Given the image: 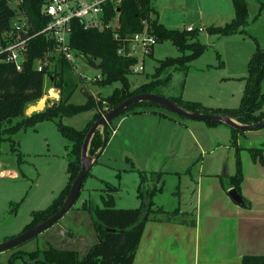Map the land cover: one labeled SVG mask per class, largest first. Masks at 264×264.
Listing matches in <instances>:
<instances>
[{
  "label": "rangeland",
  "instance_id": "1",
  "mask_svg": "<svg viewBox=\"0 0 264 264\" xmlns=\"http://www.w3.org/2000/svg\"><path fill=\"white\" fill-rule=\"evenodd\" d=\"M246 2L247 23L242 30L220 34L211 33L207 28L224 25L233 18V0H152L158 10L159 21L169 28L199 27L197 38L205 44L202 53L185 66L171 68L169 82L157 86L155 91L184 101H198L211 108L238 107L244 91L248 60L257 45L264 47V6H260L259 0ZM180 53L170 39L156 41L151 53L138 52L132 68L139 65L143 68L127 74L130 89L152 79L159 59ZM78 70L80 73L74 68L71 70L78 77V85L69 97L70 102L83 104L85 92H89L96 100L102 98L100 100L104 103L103 98L114 87L120 86L119 81L101 84L100 78H93L99 69L84 64L82 60ZM261 90L264 91V78ZM91 113L92 110H86L63 116L62 121L80 128ZM221 123L208 124L205 120L189 118L159 104L145 105L141 110H128L117 115L109 126H115L118 132L115 135L111 133L84 178L72 206L53 226L1 250L0 262H5L15 250L45 248L50 243L60 248H76L80 255L84 254L97 237L92 217L81 207L82 202L86 200L103 206L110 192L114 206H138L139 170L163 171L162 188L153 196L154 207L161 206L167 210L177 207L179 216L191 217L196 208H205L216 197V190L210 197L201 194V199L197 194L201 163L202 173L214 170L226 180L228 174L235 170L237 149L243 166L252 161L250 147L261 148L264 153V126L237 132L236 143H233L230 127ZM194 135L206 139L202 149ZM13 138L14 144L8 139L0 140V241L21 232L33 218L34 210L51 203L66 185L67 163L74 157L71 140L60 132L54 120H43L35 127L20 130ZM209 139L215 142L214 146L212 142L209 144ZM246 186L253 201L259 200L258 190L250 183ZM24 263L20 257L14 260V264Z\"/></svg>",
  "mask_w": 264,
  "mask_h": 264
},
{
  "label": "trees",
  "instance_id": "2",
  "mask_svg": "<svg viewBox=\"0 0 264 264\" xmlns=\"http://www.w3.org/2000/svg\"><path fill=\"white\" fill-rule=\"evenodd\" d=\"M45 1L22 0V6L35 29L40 28L48 20V17L42 13ZM9 2L10 0H0V34L9 28L10 20L14 15V8ZM259 2L261 7L264 6V0H259ZM233 5V18L224 25L209 26L207 28L209 32L230 34L242 30L247 23V2L246 0H233ZM143 21L147 23L148 31L155 35L157 41L170 39L181 53L159 59L152 72V79L141 82L134 89H130L127 74L131 71L130 66L136 61V57L119 54L117 49L124 37L143 28ZM114 30L118 32L119 37H114ZM199 30V27L190 30L167 27L159 21L158 10L154 7L152 0H122L119 5V22L115 29L84 27L80 19H73L70 36L71 47L79 51L89 65L101 70L99 79L101 84L120 82V86L114 87L113 91L103 98L104 103L100 100L102 98L96 100L89 92H85L86 101L83 104L69 101L71 93L78 85V77L76 78V75L71 72L72 64L63 57H57L51 68L44 66L42 70L36 69L34 66L36 60L44 54L50 44V41L42 33L32 37L28 42L27 59L21 70H17L11 63L0 60V140L8 139L11 144H14L13 135L20 130L35 127L43 120H54L60 132L71 140V150L74 156L67 163L66 185L47 207L33 211V218L23 229L58 209L79 169L80 148L84 135L92 122L105 111L104 108H111L135 93L156 92L157 86L166 85L172 75L171 68L185 66L187 62L204 50L205 44L197 38ZM149 53H151V49ZM263 78L264 47L257 45L248 60L244 91L238 107L211 108L198 101H184L178 97H171V99L191 110L231 112L236 114L238 121L251 123L264 116V91L261 90ZM49 85H55L60 89L58 101L47 103L43 109L25 114L24 110L27 104L32 100L41 99L45 87ZM154 104L156 103L146 100L136 101L131 103L125 111L141 110V107L145 105ZM139 107L140 109H137ZM86 110H93V114L83 127L78 128L62 121L63 116H72ZM13 118H15L14 121H12ZM205 121L208 124L220 122L217 119ZM110 122L111 120L103 127L102 131L97 129L93 133L89 141V153L96 154L99 149V154L101 153L111 136ZM230 129L231 140L236 143V133L243 130L232 126ZM249 149L253 159H262L261 148L250 147ZM236 155V167L234 172L228 176V183L241 193L242 166L238 149ZM162 174V170H139L137 197L140 204L138 206L116 207L110 192L107 193L108 199H104L103 206L86 200L82 202L81 207L88 210L92 217L97 237V240L89 246L83 255L80 256L75 248H60L50 243L45 248L36 247L28 251L15 250L5 262H0V264H14L17 257L22 258L27 264H132L145 221L150 218L161 219L160 213H165L164 219L170 220L179 212L177 207L172 210L164 209L161 206L154 207L153 196L162 188ZM243 204L249 205V200L244 196ZM189 221L193 223L194 219L191 218ZM241 263L264 264V253L243 254Z\"/></svg>",
  "mask_w": 264,
  "mask_h": 264
},
{
  "label": "crops",
  "instance_id": "3",
  "mask_svg": "<svg viewBox=\"0 0 264 264\" xmlns=\"http://www.w3.org/2000/svg\"><path fill=\"white\" fill-rule=\"evenodd\" d=\"M53 94L59 95V91L54 88ZM42 96L44 97L42 106L28 111L31 105L39 102L38 98L35 103L27 104L24 110L26 114L41 110L47 103L56 101L47 93ZM92 114L93 110L91 116ZM114 129L115 135L118 129L115 126ZM200 138L195 136L197 145L202 149L205 138ZM209 140V144L212 142L211 145L214 146L215 142ZM241 166L240 191L241 195L249 200V205L237 203L229 196L228 189L232 187L228 183L230 174L223 180L213 172L214 170L202 173L201 163L198 168L200 189L198 187L197 194L201 199V194L210 197L216 190V197L211 199L205 208H196L189 218L176 214L170 220H166L165 215L160 214L161 219L146 220L132 264H242L243 254H263L264 153L262 159L252 158L250 163L245 166L241 163ZM248 183L258 190L259 200L253 201L246 186ZM217 203L219 204L215 206ZM191 218L194 219L193 223L189 221Z\"/></svg>",
  "mask_w": 264,
  "mask_h": 264
},
{
  "label": "built area",
  "instance_id": "4",
  "mask_svg": "<svg viewBox=\"0 0 264 264\" xmlns=\"http://www.w3.org/2000/svg\"><path fill=\"white\" fill-rule=\"evenodd\" d=\"M10 1V5L14 8V15L10 20L9 28L0 34V60L11 63L17 70H21L27 59L28 42L32 37L42 33L50 44L44 54L36 60L34 64L36 69L42 70L44 66L51 68L57 57H63L78 73H80L79 61L82 60L86 65L88 62L70 45L73 19H80L84 27L115 29L119 22V5L122 2V0H46L42 6V13L48 17V20L40 28L35 29L22 6V0ZM143 22L144 26L141 30L123 38V42L117 49L119 54L135 56L140 51L149 52L157 40L155 35L148 31L147 23ZM186 28L192 29V26L188 25ZM113 34L114 37H119L116 30ZM132 65L130 70L133 72L143 68L142 65L132 68ZM101 73L99 69L93 78H101ZM54 88L60 92L55 85H49L45 87L44 93L58 100L60 94L54 95L50 92ZM114 131L112 127L111 133Z\"/></svg>",
  "mask_w": 264,
  "mask_h": 264
},
{
  "label": "water",
  "instance_id": "5",
  "mask_svg": "<svg viewBox=\"0 0 264 264\" xmlns=\"http://www.w3.org/2000/svg\"><path fill=\"white\" fill-rule=\"evenodd\" d=\"M141 100L151 101L153 103L164 106L165 108L171 111L177 112L189 118H196V119H201V120L217 119L220 122H223L229 126L237 128L238 130L244 131V130L260 128L264 126V116L261 119L251 122V123H242L236 119V114L234 113L225 112V111H215V110L208 111V112L191 110V109L185 108L182 105L178 104L176 101L171 99V97L165 96V95H162L156 92H140V93H135L133 95H130L124 98L122 101H120L115 106L105 110L98 118H96L92 122V124L87 129L84 135L82 144H81V148H80L79 169L76 175L74 176L70 184V187L62 203L58 207V209L54 211L53 213H51L50 215H48L47 217H45L44 219L37 221L31 226L23 229L18 234L0 241V251L6 248H9L11 246L17 245L20 242L24 241L25 239H28L38 234L39 232L47 229L48 227H50L53 223H55L58 219H60L64 215V213L74 203L79 193V190L81 188L85 175L90 170L92 164L95 162V160L99 156L100 149L98 150L96 154H91L88 151L89 141L93 133L97 129L102 131L103 127L111 119L115 118L117 115L125 111L131 103L136 102V101H141ZM228 194L237 203L243 202V196L235 187H230L228 189Z\"/></svg>",
  "mask_w": 264,
  "mask_h": 264
},
{
  "label": "bare ground",
  "instance_id": "6",
  "mask_svg": "<svg viewBox=\"0 0 264 264\" xmlns=\"http://www.w3.org/2000/svg\"><path fill=\"white\" fill-rule=\"evenodd\" d=\"M50 92L53 94V93H54V90L51 89ZM43 102H44V97L41 98V99L39 100V102H38L36 105H31V106L28 108V111H30V110H32V109H36V108L41 107L42 104H43Z\"/></svg>",
  "mask_w": 264,
  "mask_h": 264
}]
</instances>
